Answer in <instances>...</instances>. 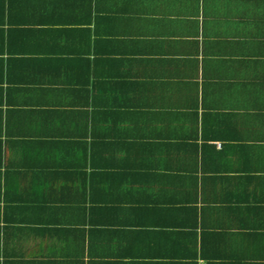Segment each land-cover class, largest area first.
<instances>
[{
  "label": "crops",
  "instance_id": "crops-1",
  "mask_svg": "<svg viewBox=\"0 0 264 264\" xmlns=\"http://www.w3.org/2000/svg\"><path fill=\"white\" fill-rule=\"evenodd\" d=\"M0 264H264V0H0Z\"/></svg>",
  "mask_w": 264,
  "mask_h": 264
}]
</instances>
